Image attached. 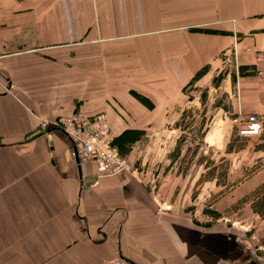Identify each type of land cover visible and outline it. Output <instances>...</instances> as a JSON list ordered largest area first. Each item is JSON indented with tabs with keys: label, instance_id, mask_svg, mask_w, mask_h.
I'll return each instance as SVG.
<instances>
[{
	"label": "crops",
	"instance_id": "1",
	"mask_svg": "<svg viewBox=\"0 0 264 264\" xmlns=\"http://www.w3.org/2000/svg\"><path fill=\"white\" fill-rule=\"evenodd\" d=\"M223 55L243 71L234 113L264 115V0H0V264H264V216L195 226L159 208L168 181L97 178L51 127L80 111L115 135L166 128Z\"/></svg>",
	"mask_w": 264,
	"mask_h": 264
},
{
	"label": "rangeland",
	"instance_id": "2",
	"mask_svg": "<svg viewBox=\"0 0 264 264\" xmlns=\"http://www.w3.org/2000/svg\"><path fill=\"white\" fill-rule=\"evenodd\" d=\"M239 75L222 63L204 68L183 89L166 128L113 134L115 148L149 191L169 182L160 209L171 206L178 218L210 231L243 234L264 216V115L234 113ZM252 115L261 132L241 135Z\"/></svg>",
	"mask_w": 264,
	"mask_h": 264
},
{
	"label": "built area",
	"instance_id": "3",
	"mask_svg": "<svg viewBox=\"0 0 264 264\" xmlns=\"http://www.w3.org/2000/svg\"><path fill=\"white\" fill-rule=\"evenodd\" d=\"M261 59V56L258 57ZM222 65H230V58L223 55ZM236 73L238 68L235 67ZM65 134L71 142L73 156L81 165L94 164L97 178L114 177L135 174L129 163L114 146V134L108 118L103 113L87 116L80 111L70 116L59 117L51 126ZM41 132L48 130L43 123ZM262 130V122L255 115L249 116L246 124L240 130L244 136H256ZM111 264H126L116 260Z\"/></svg>",
	"mask_w": 264,
	"mask_h": 264
},
{
	"label": "trees",
	"instance_id": "4",
	"mask_svg": "<svg viewBox=\"0 0 264 264\" xmlns=\"http://www.w3.org/2000/svg\"><path fill=\"white\" fill-rule=\"evenodd\" d=\"M202 71H203V70L199 71V72L195 75L193 81H194L195 79H197V78L201 75V72H202ZM242 73H243V71L240 70V75H241Z\"/></svg>",
	"mask_w": 264,
	"mask_h": 264
},
{
	"label": "water",
	"instance_id": "5",
	"mask_svg": "<svg viewBox=\"0 0 264 264\" xmlns=\"http://www.w3.org/2000/svg\"><path fill=\"white\" fill-rule=\"evenodd\" d=\"M76 162L78 163V160L75 158Z\"/></svg>",
	"mask_w": 264,
	"mask_h": 264
}]
</instances>
